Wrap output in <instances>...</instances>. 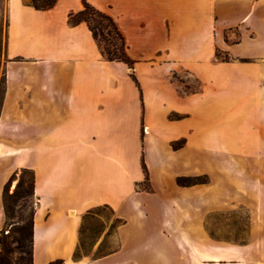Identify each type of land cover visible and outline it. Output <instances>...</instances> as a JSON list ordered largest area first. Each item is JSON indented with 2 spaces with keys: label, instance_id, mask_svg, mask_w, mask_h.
Returning a JSON list of instances; mask_svg holds the SVG:
<instances>
[{
  "label": "crops",
  "instance_id": "obj_1",
  "mask_svg": "<svg viewBox=\"0 0 264 264\" xmlns=\"http://www.w3.org/2000/svg\"><path fill=\"white\" fill-rule=\"evenodd\" d=\"M86 1L114 20L132 67L106 60L85 23L68 24L82 0L42 11L7 0L0 229L3 186L27 168L33 264H264V239L196 241L220 199L177 183L199 168L226 170L215 153L264 151V0ZM140 69L157 101L140 87ZM173 72L201 90H180ZM245 191L262 208L264 183ZM99 206L120 224L75 257L84 215Z\"/></svg>",
  "mask_w": 264,
  "mask_h": 264
},
{
  "label": "rangeland",
  "instance_id": "obj_2",
  "mask_svg": "<svg viewBox=\"0 0 264 264\" xmlns=\"http://www.w3.org/2000/svg\"><path fill=\"white\" fill-rule=\"evenodd\" d=\"M6 9L7 0H0V103L4 90V66L6 61ZM224 57L221 53L217 54L219 59ZM139 76L142 80L140 87L142 88L143 86L145 94L157 101L160 94L159 89L149 84L147 72L140 69ZM171 80L180 87V90L187 93L201 90L200 82L190 77L187 73L173 72L171 73ZM218 102L221 103L220 100ZM180 117L182 116L177 114V118ZM182 144L183 141L180 140L176 143V146ZM197 156H199V153H197ZM214 158L227 164L228 168L226 170L214 168L210 173H204L199 168L197 180L186 185L197 187L201 197H206L209 194L207 193L208 188L212 189L210 191L212 192L211 194L215 198L219 197L220 199L219 204L202 217V223H204L206 229L201 233H194V239L197 238L196 241L198 242H202V239H208L240 244H247L254 239H264V200L262 208H259L254 195L245 191L250 188V184L253 182L264 183V166L258 167V162L264 161V151L241 152L232 150L223 152L222 155L215 153ZM180 169V166L177 167V172ZM21 171L22 168L12 176V184H16ZM146 171L149 178L148 170L146 169ZM141 186L144 188V183ZM13 189L14 187H10L8 192L11 193ZM221 192L224 195H221ZM31 205H33V200H28L24 205H22V202L14 205L13 214L7 219V222L12 223L20 215H26ZM119 224L120 220L114 218L112 211L108 207L99 206L88 210L81 224L80 245L77 248L78 256L91 252L94 242L105 234H112L114 228ZM255 225L258 228L257 232L251 230ZM8 226L5 227L4 233H7ZM110 246V242L105 241L95 248L93 253L105 252ZM18 255L19 252L14 251L13 256L17 257Z\"/></svg>",
  "mask_w": 264,
  "mask_h": 264
},
{
  "label": "trees",
  "instance_id": "obj_3",
  "mask_svg": "<svg viewBox=\"0 0 264 264\" xmlns=\"http://www.w3.org/2000/svg\"><path fill=\"white\" fill-rule=\"evenodd\" d=\"M56 0H30V5L35 10H47L55 4ZM67 22L70 25L85 23L93 39L96 41L101 54L108 61H120L132 67L134 60L126 54V45L123 36L117 28L114 20L106 13L96 9L86 0H82L81 9L70 12L67 16ZM132 79L137 85L136 78ZM144 189L149 190L148 176L144 163ZM195 177L179 176L177 183L179 185H189L197 180ZM8 182L3 186L2 205L4 214L3 227L0 229V264H33L32 255V233H33V214L34 207L30 206L26 215H20L16 221L8 223L7 219L11 217L14 205L22 202L24 205L33 196V173L27 168H22L21 174L11 193L8 192ZM118 220V219H117ZM9 225L7 233H4L5 227ZM80 245V244H79ZM14 251H18L17 257L13 256ZM77 257V250L74 253ZM48 264H62L61 260H55Z\"/></svg>",
  "mask_w": 264,
  "mask_h": 264
}]
</instances>
